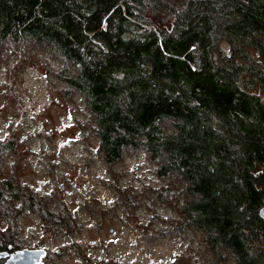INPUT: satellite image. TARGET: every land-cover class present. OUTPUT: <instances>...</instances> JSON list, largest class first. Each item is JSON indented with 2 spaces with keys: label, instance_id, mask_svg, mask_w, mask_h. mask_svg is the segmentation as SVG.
<instances>
[{
  "label": "trees",
  "instance_id": "trees-1",
  "mask_svg": "<svg viewBox=\"0 0 264 264\" xmlns=\"http://www.w3.org/2000/svg\"><path fill=\"white\" fill-rule=\"evenodd\" d=\"M10 36L68 62L62 77L106 164L140 150L178 180L180 230L203 231L209 264H264V0H0V48ZM25 212L70 234L64 215L0 176V248L23 247Z\"/></svg>",
  "mask_w": 264,
  "mask_h": 264
},
{
  "label": "rangeland",
  "instance_id": "rangeland-1",
  "mask_svg": "<svg viewBox=\"0 0 264 264\" xmlns=\"http://www.w3.org/2000/svg\"><path fill=\"white\" fill-rule=\"evenodd\" d=\"M67 66L37 41L1 43L0 176L17 177L70 224V234H55L25 212L19 243L44 247L52 264H209L203 231L180 230L175 177H159L140 150L116 164L102 160L96 121L62 77Z\"/></svg>",
  "mask_w": 264,
  "mask_h": 264
},
{
  "label": "water",
  "instance_id": "water-1",
  "mask_svg": "<svg viewBox=\"0 0 264 264\" xmlns=\"http://www.w3.org/2000/svg\"><path fill=\"white\" fill-rule=\"evenodd\" d=\"M259 214L264 220V206L260 208ZM47 254L46 249L22 248L13 251L4 264H44L43 258ZM6 252H0V258L5 257Z\"/></svg>",
  "mask_w": 264,
  "mask_h": 264
},
{
  "label": "flooded vegetation",
  "instance_id": "flooded-vegetation-1",
  "mask_svg": "<svg viewBox=\"0 0 264 264\" xmlns=\"http://www.w3.org/2000/svg\"><path fill=\"white\" fill-rule=\"evenodd\" d=\"M22 248H30V247H22ZM22 248H12V247H7V248H0V252H6L8 255L5 256V257H1L0 258V264H4L6 262V260L8 259L9 255L17 250V249H22ZM38 248H44V247H40V246H37V247H33L31 249H38ZM45 249V248H44ZM47 251V250H46ZM43 262L44 264H52L49 262L48 260V251H47V254L45 255V257L43 258Z\"/></svg>",
  "mask_w": 264,
  "mask_h": 264
}]
</instances>
